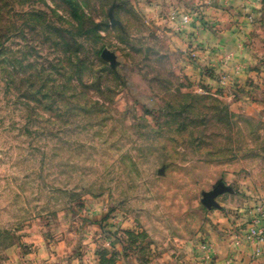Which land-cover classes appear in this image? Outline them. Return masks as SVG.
I'll use <instances>...</instances> for the list:
<instances>
[{
    "label": "rangeland",
    "instance_id": "1",
    "mask_svg": "<svg viewBox=\"0 0 264 264\" xmlns=\"http://www.w3.org/2000/svg\"><path fill=\"white\" fill-rule=\"evenodd\" d=\"M194 1L0 0V264L62 237L191 264L205 195L264 183V23L247 59L191 76L172 34Z\"/></svg>",
    "mask_w": 264,
    "mask_h": 264
},
{
    "label": "crops",
    "instance_id": "2",
    "mask_svg": "<svg viewBox=\"0 0 264 264\" xmlns=\"http://www.w3.org/2000/svg\"><path fill=\"white\" fill-rule=\"evenodd\" d=\"M188 3L185 14L173 12L178 23L172 39L178 42L181 51H189L198 57L188 64L189 75L200 76L203 70L218 73L228 70L232 65L228 58L231 54H238L241 61L248 58L247 52L239 47L247 38L254 42L259 39L256 32L264 23V7L259 15L256 14V26H251L247 19L249 14L255 13L251 0H195ZM258 61L259 58L256 63ZM238 185L239 190L226 185L227 193L216 198L218 206L210 210L213 220L205 229L204 246L194 255L191 264H264V243L245 242L236 247L233 236L253 225L264 231V219L257 212V207L264 204V183L243 181ZM27 246L32 251L31 257L25 260L28 264H100L96 252L83 246L77 254L74 245L63 237L56 240L43 238L41 243L32 242ZM19 248L18 245L15 250ZM109 250L113 252L112 247ZM107 263L130 264L124 257L115 259L112 255Z\"/></svg>",
    "mask_w": 264,
    "mask_h": 264
},
{
    "label": "built area",
    "instance_id": "3",
    "mask_svg": "<svg viewBox=\"0 0 264 264\" xmlns=\"http://www.w3.org/2000/svg\"><path fill=\"white\" fill-rule=\"evenodd\" d=\"M257 212L259 216L264 219V204L260 205L257 207ZM256 221L255 223H257ZM256 225L251 226L247 230H239L237 231L233 236H234V245L236 247L242 246L243 243H258L262 244L264 243V231L263 230H258Z\"/></svg>",
    "mask_w": 264,
    "mask_h": 264
},
{
    "label": "water",
    "instance_id": "4",
    "mask_svg": "<svg viewBox=\"0 0 264 264\" xmlns=\"http://www.w3.org/2000/svg\"><path fill=\"white\" fill-rule=\"evenodd\" d=\"M223 193L222 188L221 189H217L216 191H214L213 193L210 194H206L205 195V199L203 201L204 205L207 208H214L217 207L218 204L216 202V198Z\"/></svg>",
    "mask_w": 264,
    "mask_h": 264
}]
</instances>
